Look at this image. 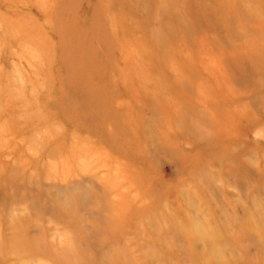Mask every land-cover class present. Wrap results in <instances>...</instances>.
<instances>
[{
	"label": "rangeland",
	"instance_id": "1",
	"mask_svg": "<svg viewBox=\"0 0 264 264\" xmlns=\"http://www.w3.org/2000/svg\"><path fill=\"white\" fill-rule=\"evenodd\" d=\"M0 264H264V0H0Z\"/></svg>",
	"mask_w": 264,
	"mask_h": 264
}]
</instances>
